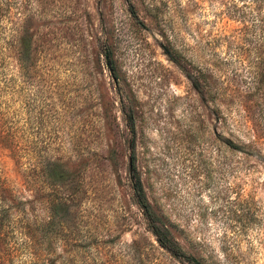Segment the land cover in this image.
Segmentation results:
<instances>
[{"label":"rangeland","instance_id":"rangeland-1","mask_svg":"<svg viewBox=\"0 0 264 264\" xmlns=\"http://www.w3.org/2000/svg\"><path fill=\"white\" fill-rule=\"evenodd\" d=\"M248 1L0 0V264H264Z\"/></svg>","mask_w":264,"mask_h":264},{"label":"trees","instance_id":"trees-1","mask_svg":"<svg viewBox=\"0 0 264 264\" xmlns=\"http://www.w3.org/2000/svg\"><path fill=\"white\" fill-rule=\"evenodd\" d=\"M248 2L254 6V9H256V11L260 13L262 12L264 6L262 0H250ZM226 144L229 148L235 149V147H233V144L229 142ZM55 176L58 180H65L66 178H68V174L65 171H60L54 175H51L52 178H54ZM133 189L137 194L138 204L142 207L144 211H147V209H149V206L147 205L146 197L141 182L139 180L133 183ZM9 211L10 207L1 204L0 199V231H2L4 224L8 222L7 220L10 217ZM151 223L157 241L163 248L170 250L175 255L180 256L181 258H187V261L191 264H203L199 259L189 256L186 257L185 253L181 250L177 241L172 237L170 231L166 228L165 225L161 224L160 221L151 219Z\"/></svg>","mask_w":264,"mask_h":264}]
</instances>
